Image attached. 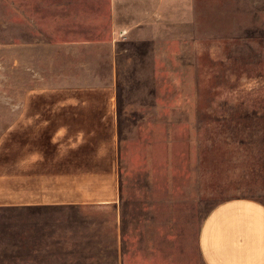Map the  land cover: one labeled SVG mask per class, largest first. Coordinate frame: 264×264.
I'll return each instance as SVG.
<instances>
[{
  "label": "rangeland",
  "instance_id": "obj_1",
  "mask_svg": "<svg viewBox=\"0 0 264 264\" xmlns=\"http://www.w3.org/2000/svg\"><path fill=\"white\" fill-rule=\"evenodd\" d=\"M24 106L99 110L63 138L79 167L116 168V197L57 174L47 200L89 203L6 206L23 174H0V264H205L207 216L264 204V0H0V166Z\"/></svg>",
  "mask_w": 264,
  "mask_h": 264
},
{
  "label": "crops",
  "instance_id": "obj_2",
  "mask_svg": "<svg viewBox=\"0 0 264 264\" xmlns=\"http://www.w3.org/2000/svg\"><path fill=\"white\" fill-rule=\"evenodd\" d=\"M84 110L74 107L19 108L17 114L22 117L15 118L8 130L13 131L22 122L23 131L26 132L22 141V150H19L17 158H10L5 166H0V174H23V200L15 202V199H12L2 204L13 207L22 205L27 208L50 204L89 203L79 199V194L73 192L68 199L47 200V197L43 196L44 189L48 187L46 180H55L56 184L57 174H85L84 185L88 181H95V186L96 183L100 185L98 187L100 190L95 192L92 191L93 188H86L87 194L93 196L91 200L94 203H115L114 189L118 174L116 168L109 166L107 170L96 171L79 167L80 156L72 153L75 149L78 150L80 144L74 142L73 138H63L71 130H89L79 126V116L85 114ZM12 111L15 113L17 109L14 108ZM85 111H91L88 115L100 113L99 110L96 112L94 109ZM113 114L111 112L108 115ZM52 123L57 133L51 139H47L41 132H45ZM28 131L38 132L37 137L31 138V133L28 134ZM11 142L16 146V141L11 139ZM17 166L20 170H16ZM4 167L7 170H3ZM72 177L71 180L79 176ZM10 181L13 182V179H8V183ZM83 189L85 190V187ZM199 243L205 264H264V204L244 198L221 203L205 219Z\"/></svg>",
  "mask_w": 264,
  "mask_h": 264
}]
</instances>
